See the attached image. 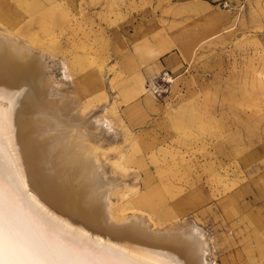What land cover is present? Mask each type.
I'll return each mask as SVG.
<instances>
[{
  "label": "rangeland",
  "instance_id": "rangeland-1",
  "mask_svg": "<svg viewBox=\"0 0 264 264\" xmlns=\"http://www.w3.org/2000/svg\"><path fill=\"white\" fill-rule=\"evenodd\" d=\"M0 27L105 112L114 216L192 221L208 264H264V0H0Z\"/></svg>",
  "mask_w": 264,
  "mask_h": 264
},
{
  "label": "bare ground",
  "instance_id": "bare-ground-1",
  "mask_svg": "<svg viewBox=\"0 0 264 264\" xmlns=\"http://www.w3.org/2000/svg\"><path fill=\"white\" fill-rule=\"evenodd\" d=\"M35 48L0 27V161L5 177L11 164L22 182L17 195L5 180V213L14 207L22 230L38 231L56 249L46 258L61 264H208L209 236L194 222L163 227L126 206L122 218L113 215V192L127 178L100 157L109 119L64 90L46 54ZM63 75L71 77L66 66ZM18 87L27 91L13 106ZM140 201L150 204L151 197Z\"/></svg>",
  "mask_w": 264,
  "mask_h": 264
},
{
  "label": "snow or ice",
  "instance_id": "snow-or-ice-1",
  "mask_svg": "<svg viewBox=\"0 0 264 264\" xmlns=\"http://www.w3.org/2000/svg\"><path fill=\"white\" fill-rule=\"evenodd\" d=\"M27 89L18 87L12 93V105L23 95ZM4 128L3 92L0 90V138ZM7 181L9 187L19 194L22 182H18L16 170L9 165V171L5 177L3 163L0 161V193ZM56 253V249L38 231L22 230L14 207H10L5 213L2 196H0V264H61V262L48 259ZM145 264H179V262H167L147 260Z\"/></svg>",
  "mask_w": 264,
  "mask_h": 264
},
{
  "label": "built area",
  "instance_id": "built-area-1",
  "mask_svg": "<svg viewBox=\"0 0 264 264\" xmlns=\"http://www.w3.org/2000/svg\"><path fill=\"white\" fill-rule=\"evenodd\" d=\"M166 74H167V73H164V74H163V76L161 77V79H162V80H168V78H167V75H166Z\"/></svg>",
  "mask_w": 264,
  "mask_h": 264
}]
</instances>
